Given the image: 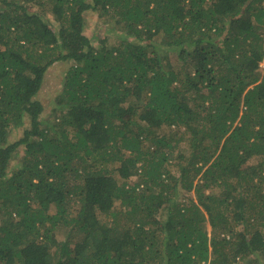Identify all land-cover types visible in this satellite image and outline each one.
I'll use <instances>...</instances> for the list:
<instances>
[{
	"label": "trees",
	"instance_id": "obj_1",
	"mask_svg": "<svg viewBox=\"0 0 264 264\" xmlns=\"http://www.w3.org/2000/svg\"><path fill=\"white\" fill-rule=\"evenodd\" d=\"M263 61L264 0H0V264H264Z\"/></svg>",
	"mask_w": 264,
	"mask_h": 264
},
{
	"label": "rangeland",
	"instance_id": "obj_2",
	"mask_svg": "<svg viewBox=\"0 0 264 264\" xmlns=\"http://www.w3.org/2000/svg\"><path fill=\"white\" fill-rule=\"evenodd\" d=\"M50 21L51 24H53V28H55L57 24L53 21V19H51ZM109 26L110 23H108V21H105L104 18L102 19L98 17V15L93 12H88L85 16V34L88 37H93L94 35L98 34L102 38L106 37L108 39V44L117 43L118 39L116 34H106V30L109 28ZM96 43L97 42H95V44ZM66 70L67 65L63 63H56L52 66L51 69H49L46 75L43 88L39 94V100L45 106L43 119L46 121H52V119H54L51 110L52 107L55 106L56 97L61 93L63 89V81ZM24 130V127L14 128L11 136V141L18 140L22 136Z\"/></svg>",
	"mask_w": 264,
	"mask_h": 264
},
{
	"label": "built area",
	"instance_id": "obj_3",
	"mask_svg": "<svg viewBox=\"0 0 264 264\" xmlns=\"http://www.w3.org/2000/svg\"><path fill=\"white\" fill-rule=\"evenodd\" d=\"M260 70L262 74L264 75V61L260 64Z\"/></svg>",
	"mask_w": 264,
	"mask_h": 264
}]
</instances>
